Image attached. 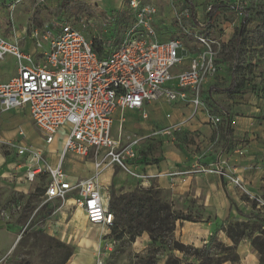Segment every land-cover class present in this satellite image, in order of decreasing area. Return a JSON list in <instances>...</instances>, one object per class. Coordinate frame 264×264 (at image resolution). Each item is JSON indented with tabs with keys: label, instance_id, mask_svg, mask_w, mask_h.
<instances>
[{
	"label": "built area",
	"instance_id": "built-area-1",
	"mask_svg": "<svg viewBox=\"0 0 264 264\" xmlns=\"http://www.w3.org/2000/svg\"><path fill=\"white\" fill-rule=\"evenodd\" d=\"M20 1L24 0L15 3ZM143 1L129 0V21L123 25L118 39L114 36L112 19L102 21L98 35L102 42L100 55L94 51L91 38L77 26L83 25V19L72 25L54 18L40 30L32 29V37L24 38L30 45L28 49L22 47L19 37L0 34V63L6 56L16 63V75L0 83V114L26 110L47 145L56 140L59 132L64 135L61 156L54 166L39 148L7 143L24 159L23 180L33 182L37 176H46L45 202L55 199L63 204L69 193H76V203L83 208L88 224L105 229L112 226L114 215L108 210L109 194L97 183L99 173L117 166L135 179L147 178L135 165L140 139L123 146L120 130L117 138L111 135L116 111L137 110L146 120L145 106L153 103H183L197 109L202 105L201 87L217 72L213 47L220 44L198 36L195 50L189 52L179 38L161 40L155 27L157 8ZM170 2L173 18L180 23L182 12L177 13L175 0ZM9 26L11 34L18 36L11 23ZM211 120L219 122L218 117ZM180 126L179 123L156 128L152 135H171ZM67 153L83 158L92 155L94 174L69 183L62 168ZM197 168L171 170L166 175L171 180L188 173L224 177L245 198L244 203L264 216V191L247 190L241 179L226 175L219 165ZM115 244L113 238L105 237L95 264H104Z\"/></svg>",
	"mask_w": 264,
	"mask_h": 264
},
{
	"label": "crops",
	"instance_id": "crops-1",
	"mask_svg": "<svg viewBox=\"0 0 264 264\" xmlns=\"http://www.w3.org/2000/svg\"><path fill=\"white\" fill-rule=\"evenodd\" d=\"M61 1L46 0L48 6H54ZM75 1H83L91 9L104 13L122 9L125 0ZM7 2L8 0H0V7L5 6V11L9 10V6L11 5ZM23 3L24 5L18 12L25 14L29 0L23 1ZM153 3H157V6L159 4L162 7V10H158L159 19L155 21V27L161 40H163V37L168 39V36H161L162 32H165V30H162V27L172 25L170 20L173 18V11L169 5H166L167 2L165 0H154ZM14 17L17 16L12 14L13 21H15ZM5 28L8 27L5 26ZM193 31L194 33H205L206 29L200 22L199 27L194 28ZM20 33L19 31L18 34ZM226 36V34L220 35L222 43L228 42V39L224 40ZM21 45L23 48H30V45L25 42ZM15 74L7 76L5 79L1 78L0 82L6 81ZM255 98L256 101H260L259 98ZM248 103L252 104L249 105L252 114L242 117L237 113L232 122V128L235 130V139L236 137H241L242 141L247 139L246 144L236 143L231 145V142L226 143L227 141H224L219 143V145L216 144L211 147L210 144L207 145L208 140L204 137L210 133L208 126H206L207 121L204 115L198 113L197 116L188 119L187 124H184L182 130L179 132L187 128V131L191 133L197 132V130L203 133L204 139L202 134L199 136L204 140L201 143L202 152L200 153L194 152L196 145L192 142L184 140L162 142L152 135L153 130L156 128L161 129L180 122L183 114L188 115L190 109L185 107L174 109L170 107L171 109L166 111L165 115H162L157 111L158 107L146 105L145 111L148 114L146 120L142 119L141 112L137 110L125 109L122 112L118 110L114 115V123L117 122V131L114 138H117L118 130H120L121 144L123 146L134 139H140L136 147L138 151L140 146L143 147V141L152 139L155 141H151L150 143L156 145L157 148L155 150L157 156H155L154 150H150L148 154L141 155V158H138L139 160L136 161L137 170L146 175L147 178L140 181L135 178H127L129 185L127 187L124 186V193L133 188L136 189L138 184H141L143 188L153 185L169 193L173 211H182L184 213L192 211L193 213L198 207L201 209L200 220L198 222L180 220L175 222L173 238L183 245L203 249L213 233L216 235L218 241L225 246L232 245L221 228L226 227L231 221L241 218L240 213L248 214L251 207L249 205L245 207L240 206L241 199L239 194L226 183L224 177H214L209 173H188L171 180L166 175L169 171H193L202 165H207V167L219 165L226 175L241 179L247 190L254 193L264 191V120H260L256 124L255 119L260 112H262L260 113V117H262L264 107L253 105V96L248 97ZM8 113H1L0 131L7 129L5 127L6 124H3L2 121L4 115ZM167 115H169L168 118ZM210 128L213 129L211 126ZM4 132L5 136L10 135L6 130L3 131V134ZM63 136L59 132L56 140L49 145L45 144L43 140L42 144L35 143V145L30 143V145L41 149L46 161L54 166L61 156ZM130 137H134V139H130ZM171 140H174V136L171 137ZM154 145L152 149H154ZM146 156L148 157L147 159L145 158ZM23 160L22 157L14 158L13 161L5 164L6 171L0 173V259L7 256L15 248L18 235L22 229L28 226L31 231L41 230L43 233L72 248V254L65 264H95L104 238L112 237H108L110 234L109 229L88 224L83 208L76 203V193H69L66 202L63 204H60L58 200L52 199L49 201L51 202L50 205H55L56 207H47L46 204L48 202H45L44 197L46 186H44L41 196L34 198V202L31 200L27 204L28 207H24L22 213L20 206L14 207L13 200H11V207H4V202H6L8 196L12 197L16 194L19 197L21 196L22 200L17 202L19 205L22 201L26 202L29 198L33 197L34 185L39 182V176L33 182L24 181L22 177L25 170ZM93 161L94 157L92 155L83 158L67 153L63 157L62 168L66 173L68 182L74 184L77 181L92 176L94 174ZM116 167H107L97 176V183L105 193L109 194L113 186L114 188L119 186L120 175L115 173ZM2 195L4 196L3 198H1ZM46 214L49 216L45 217ZM149 244V237L143 234L133 242V248L136 252H142ZM237 254L239 257L238 264H259L258 254L251 249V246L245 240L239 243ZM177 256L181 257V255ZM160 259L159 262L163 264L166 256Z\"/></svg>",
	"mask_w": 264,
	"mask_h": 264
},
{
	"label": "rangeland",
	"instance_id": "rangeland-1",
	"mask_svg": "<svg viewBox=\"0 0 264 264\" xmlns=\"http://www.w3.org/2000/svg\"><path fill=\"white\" fill-rule=\"evenodd\" d=\"M14 1L15 0H8L7 3H10V6L13 7L11 8L9 6V10L7 11H5V6L0 7V34L9 38L11 36H13V38L19 37L20 44L24 43V38L32 37V29L37 28L40 30L45 24L49 23L51 17L48 16L47 9L56 7L59 4L56 3L54 6H48L46 0H44L42 3H39L38 0H29V4L25 10L26 13L23 14L18 12L24 5L23 1H20L18 3H15ZM153 1L154 0H144L143 3L151 5L154 4L157 8V11H160V9L162 10V7L159 4L157 6V3H153ZM170 1L171 0H165V2H167L166 5L170 6ZM175 1L176 5L179 7L177 13L182 12V15L180 16L181 21L179 23L176 19L172 18L170 20L172 25L162 27V30H165V32H162L161 36H168V39L179 38L180 40H182L184 46L189 52L195 50L193 47L195 46L196 37L198 36L212 38L215 40V42L221 45L222 38H220V35L226 34L227 36L226 38L224 37V40L228 39L229 41L234 31L240 26L243 18L247 20V30L253 29L259 21H264V0ZM211 6L217 7V12L209 22V20H207L206 18V15ZM123 8L125 7L123 6ZM191 9H194L195 11V20L197 22L199 21L198 25L201 22L203 27L206 29L205 33H194L193 21L190 13ZM159 11L156 21L159 19ZM113 13V11L104 13H100L97 11V13L89 15L84 11L83 6H80L78 10L67 13V15L62 19L72 25H76L78 21L80 22V20L83 19V25L77 26L81 30H83L85 35H87L89 38H93L94 36L98 37V35L101 33L102 21L107 17H110L112 19L111 16L113 15ZM12 14L17 16L14 17L15 21H13ZM127 14L128 13L123 14V21H125V19L127 18ZM8 23H11V25L14 27L13 30H15L18 36L11 34L10 26L8 28H5ZM19 31L21 32L20 34H18ZM163 40H166V38L163 37ZM213 49H215L216 51L215 64L217 67V72L213 78H211L201 87L199 98L202 101V105L197 109H193V107H190L188 104L183 103H172L169 105L167 103L163 104L159 102L150 104L158 107L157 111L162 115H165L166 111L171 108L175 109L185 107L187 109H190L188 115H186L185 113L183 114L182 120L180 122L174 123L181 124L180 130L173 132L171 135H160L153 137L158 138V140L162 142L168 140L169 142H175L176 140L192 142L196 145V149L194 150V152L196 153L202 152L201 143L204 142V137L208 140L207 145L210 144L211 147L215 146L216 144L219 145V143L224 141H227L226 143L231 142V145L236 143H247V139L244 141L241 140V137H236L235 139V130L232 128V122L234 121L233 118L237 113L242 117H247L249 114H252L249 109V105L252 104L248 103V97L253 96V105L264 107V47L245 45L238 50V54L233 53L229 58L228 63L226 64H223L219 60L220 46L215 44ZM174 72L176 73V71ZM14 73H16L15 60L10 56H6L0 63V80L1 78L5 79L7 76L13 75ZM9 79L0 83L7 82ZM233 85H239V88L227 91V89ZM255 97L259 98L260 101H256ZM198 113L204 115L207 121L206 126H208V131H210V133L207 136H204L203 133L198 130L197 132L191 133L190 131H187V128H184L182 132H179L182 130L184 124H187L188 119L197 116ZM260 113L258 114V117H255L256 124L260 120H264V114L261 115L262 117H260ZM214 117H218L219 122L214 123L211 120ZM2 122L3 124H6L5 127L7 129H3L2 131H0V173L6 171V163L8 164L9 161H13L14 158L18 157L15 155L16 153L10 148V146H8L7 143H24L26 145H30V143H43L40 133L34 127V124L30 120L26 110L12 112L9 111L8 114L4 115V119ZM210 126L213 127V129H211ZM4 130H6L10 135L5 136V132L3 134ZM116 131L117 122L114 123L113 121V127L111 131V135L113 138L116 135ZM201 134L202 137L204 136L203 139L199 137ZM173 136L174 140L172 141L171 137ZM130 139H134V137H130ZM151 141L155 140L147 139L143 141V147L140 146L138 148V155H146L148 154V152H150V150H154V154L155 156H157V153H155V150L157 149L156 145H154L153 143L151 144ZM153 145L154 149H152ZM145 158L147 159L148 157L146 156ZM213 166L214 165L210 166L209 168H213ZM204 167H207V165ZM115 173H118L120 175L119 186H116L115 188L113 186L112 189L115 191L116 195H120L124 193V186L127 187V185H129L127 182V178L134 179V177L129 173L123 171L119 167H116ZM210 175L218 177L217 175L211 173ZM47 179L48 178L46 176H39V182L35 183L34 185L33 197L31 199L29 198L26 202L22 201V203L19 205V203L17 202L22 200L21 196L19 197L17 196V194L13 195L12 197L8 196V199L6 198V202H4V207H11V203L14 202V207L20 206L22 213L24 211V207H28L27 204L30 203L31 200L34 202V198H38L39 196H41ZM137 188H142L141 184H138L136 189ZM133 190H135V188L125 193H129ZM110 194L111 192L109 191V197ZM239 196L241 199L240 206H248L247 203H244L246 202L245 198L240 194ZM3 197L4 196L2 195L1 198ZM163 199L165 201H170V195L167 191H165V193L163 194ZM11 200L13 201L11 202ZM50 203L51 202L48 201L46 206L56 207L55 205L51 206ZM200 210L201 209H199L198 207V209H196L193 213L192 211L190 213L197 217H200ZM240 215L241 218L231 221L226 225V227L232 226L233 228H236V225H242V229L244 230L245 234L248 235V237L244 240L247 241L249 245L251 240L255 239L256 237H258L259 239H264V216L258 214V212L254 210V207H251L248 214L240 213ZM46 216L49 215L46 214L45 217ZM42 233L43 231L41 230L33 232L29 229L28 226L24 229V231L22 229L20 234L18 235L17 242L15 243V248H13V250H11V252L7 256L0 259V264H61L66 255V249L59 247L57 242L51 239L53 238L52 236H49L45 233H43L44 235H42ZM144 234L147 235L146 233ZM108 237H111L110 234ZM164 243L167 246L165 247V249L171 246V241L168 239V237L164 238ZM149 248L150 244L146 246V248L142 252H136L133 248V242H130L128 240V236H125L121 241H116L113 251L105 260L104 264H142V259L144 257L146 258L147 250ZM161 249L163 248H160V250ZM251 249L253 248L251 247ZM162 252L163 251H158L157 255L161 254V257L168 255L162 254ZM219 252L225 251L212 250V258L215 260H223L227 258L230 259L234 255L232 252L226 251L224 256H216L215 253ZM174 253L176 255H181L178 252ZM188 261L189 263H191L194 260L193 258H188ZM159 264L162 263L159 262ZM222 264L232 263L229 261H225Z\"/></svg>",
	"mask_w": 264,
	"mask_h": 264
},
{
	"label": "trees",
	"instance_id": "trees-1",
	"mask_svg": "<svg viewBox=\"0 0 264 264\" xmlns=\"http://www.w3.org/2000/svg\"><path fill=\"white\" fill-rule=\"evenodd\" d=\"M128 1H124L125 8L113 11L114 13L111 16L116 39L120 37L123 25L129 21V12L126 8ZM80 6H83L84 11L89 15L97 13L95 9H91L83 1L75 0H62L56 7L48 8L47 13L51 20L52 18L62 19L67 13L78 10ZM216 9L215 6H211L209 9L206 15L209 22L216 14ZM126 13H128L127 18L123 21L122 16ZM190 13L193 27H199L198 22L195 20L194 9H191ZM246 25L247 20L243 18L229 41L220 45L219 60L223 64L228 63L231 55L233 53L238 54V50L245 45L264 47V21H259L251 30H247ZM91 41L94 51L100 55L101 40L94 36ZM238 88L239 85H233L227 91ZM110 192L108 210L114 215V222L110 226V236L116 241H121L125 236H128V240L134 242L137 237L146 233L150 239V248L147 250L146 258L142 259V264H159L158 260H160L161 254L157 255L158 251H163L162 254H168L163 264H222L225 261L238 264L237 247L242 240L248 237L242 229V225H236V228L232 226L221 228L232 245L225 246L218 241L213 233L203 249H196L175 241L173 231L176 221L198 222L200 217L190 212L173 211L171 202L163 199L165 190L150 185L147 188H137L120 195H116L112 188ZM42 235L44 234L42 233ZM166 237L171 241V246L167 249H165L167 246L164 243ZM51 239L55 240L59 247L66 249V255L61 263L65 264L72 254V248L56 239ZM250 245L259 256V264H264V239L256 237L251 240ZM160 248L163 249L160 250ZM212 250L225 251L215 253L216 256H224L226 251L232 252L234 255L230 259L215 260L212 258ZM174 252L181 254V257H178ZM188 258H193L194 261L189 263Z\"/></svg>",
	"mask_w": 264,
	"mask_h": 264
},
{
	"label": "bare ground",
	"instance_id": "bare-ground-1",
	"mask_svg": "<svg viewBox=\"0 0 264 264\" xmlns=\"http://www.w3.org/2000/svg\"><path fill=\"white\" fill-rule=\"evenodd\" d=\"M70 204V203H69ZM65 206V205H64Z\"/></svg>",
	"mask_w": 264,
	"mask_h": 264
}]
</instances>
